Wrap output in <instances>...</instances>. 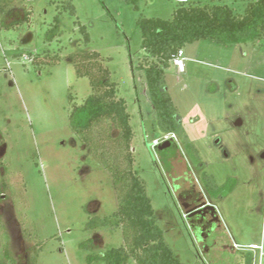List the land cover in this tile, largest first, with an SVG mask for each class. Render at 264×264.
Instances as JSON below:
<instances>
[{
  "label": "rangeland",
  "instance_id": "374dc122",
  "mask_svg": "<svg viewBox=\"0 0 264 264\" xmlns=\"http://www.w3.org/2000/svg\"><path fill=\"white\" fill-rule=\"evenodd\" d=\"M247 1L0 0V221L7 230L0 226V262L7 261V241L14 264H27L30 249L35 264H103L86 257L123 244L120 227L106 222L117 209L111 177L69 123L70 106L91 93L89 79L69 61L84 50L98 52L125 100L134 166L174 254L185 264H244L262 217L264 37L183 46L184 71L171 63L164 70L178 129L173 145L163 148L169 134L152 125L136 22L170 19L181 4H226L242 13ZM183 172L203 188L204 174L216 185L235 179L231 192L210 196L221 227L206 253L177 194Z\"/></svg>",
  "mask_w": 264,
  "mask_h": 264
},
{
  "label": "trees",
  "instance_id": "16d2710c",
  "mask_svg": "<svg viewBox=\"0 0 264 264\" xmlns=\"http://www.w3.org/2000/svg\"><path fill=\"white\" fill-rule=\"evenodd\" d=\"M136 24L145 52V63L141 67L153 106L152 125L163 134H175L178 117L164 88V70L169 67L172 55L185 44L201 39L236 45L263 38L264 0H248L242 13L234 12L226 4H181L174 9L170 19L140 17ZM83 36L88 42L85 31ZM98 56L96 51L79 50L69 58L77 76H86L91 87V93L81 104L70 106L69 123L111 177L117 209L113 218L106 222L120 227L123 244L106 249L100 255H88L86 260L90 263L100 259L103 264H129L131 259L136 264H185L165 241L156 222L145 182L134 166L131 145L134 132L125 100L117 95L116 83L108 79L109 71L98 61ZM187 148L193 162H198L190 145L187 144ZM204 177V188L212 197L219 193L226 195L235 185L234 178L216 185L210 176L204 174ZM0 226L7 232L2 221ZM8 243L4 247L7 261L0 264H14ZM36 256L37 252L30 249L27 264H35ZM242 256L244 264H252L250 252L245 251Z\"/></svg>",
  "mask_w": 264,
  "mask_h": 264
},
{
  "label": "flooded vegetation",
  "instance_id": "af4514ba",
  "mask_svg": "<svg viewBox=\"0 0 264 264\" xmlns=\"http://www.w3.org/2000/svg\"><path fill=\"white\" fill-rule=\"evenodd\" d=\"M236 121L241 124V117L237 118ZM173 137L163 140L161 146L163 148L171 147L173 145ZM165 141H168V145L166 146L164 145ZM173 158L177 157L174 156ZM183 173V181L176 184L179 201L190 227L196 233L200 241L202 253H206L209 245H211L215 241V237L220 234L221 220L219 210L216 204L211 200L208 192L203 188L202 184L199 183V179H192L190 173ZM209 205H213L215 209Z\"/></svg>",
  "mask_w": 264,
  "mask_h": 264
},
{
  "label": "built area",
  "instance_id": "2783aa9c",
  "mask_svg": "<svg viewBox=\"0 0 264 264\" xmlns=\"http://www.w3.org/2000/svg\"><path fill=\"white\" fill-rule=\"evenodd\" d=\"M184 51L179 49L176 54L172 55L170 59L171 65L174 67L175 72L181 73L184 71ZM163 140L173 137V134L166 135ZM156 142V141H155ZM261 227L258 242L249 244L245 249L251 253L252 264H264V193L261 202ZM234 245V244H233Z\"/></svg>",
  "mask_w": 264,
  "mask_h": 264
},
{
  "label": "water",
  "instance_id": "95a60500",
  "mask_svg": "<svg viewBox=\"0 0 264 264\" xmlns=\"http://www.w3.org/2000/svg\"><path fill=\"white\" fill-rule=\"evenodd\" d=\"M235 125H240V122H237V121H236ZM164 145H165V146L168 145V141H165V142H164ZM164 145H163V146H164ZM165 146H164V147H165ZM209 206L215 209V207H214L213 205H209Z\"/></svg>",
  "mask_w": 264,
  "mask_h": 264
}]
</instances>
